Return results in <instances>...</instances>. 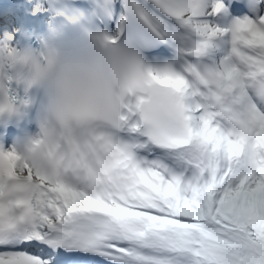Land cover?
<instances>
[{
    "label": "snow or ice",
    "instance_id": "obj_1",
    "mask_svg": "<svg viewBox=\"0 0 264 264\" xmlns=\"http://www.w3.org/2000/svg\"><path fill=\"white\" fill-rule=\"evenodd\" d=\"M0 0V264H264V0Z\"/></svg>",
    "mask_w": 264,
    "mask_h": 264
}]
</instances>
